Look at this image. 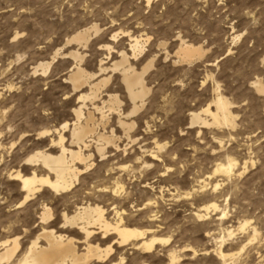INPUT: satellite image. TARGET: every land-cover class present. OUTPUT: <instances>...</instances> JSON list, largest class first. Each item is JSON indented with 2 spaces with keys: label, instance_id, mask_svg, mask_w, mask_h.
Instances as JSON below:
<instances>
[{
  "label": "rangeland",
  "instance_id": "374dc122",
  "mask_svg": "<svg viewBox=\"0 0 264 264\" xmlns=\"http://www.w3.org/2000/svg\"><path fill=\"white\" fill-rule=\"evenodd\" d=\"M93 25L99 31L91 33L85 46L67 44ZM130 38L148 39L134 59ZM180 40L201 47L202 59L191 66L180 63ZM105 45L112 48L110 53ZM75 51L84 57L81 67L97 75L93 82L111 76L94 105L101 107L109 95H117L122 120L134 123L130 140L117 123L118 114L104 109L105 133L113 130L125 153L108 148L105 163L95 156L93 171L70 194L43 190L19 205L23 196L18 184L8 181V172L23 170L33 151L49 149V141L57 138L54 130L74 120L78 95L87 92L86 87L73 91L67 80L75 63L69 54ZM121 52L138 72L153 60L145 75L150 92L130 118H125L132 104L121 74H98L100 62L109 68ZM46 62L52 63L48 72L34 74ZM256 80L264 84V0H154L149 6L145 0H0V244L19 238L15 261L41 227L37 218L42 204L52 210L50 229L60 232L61 213L72 211V203L84 197L95 177L110 165H130L131 160L139 170L117 175L129 194L122 207L129 212L142 209L163 187L164 201L158 199L154 210L162 227L159 235L170 242L151 255L114 245L103 264H171L172 250L180 257L174 264H264V93L255 91ZM217 95L231 104L234 128L190 126V113H198ZM86 107L100 118L90 102ZM45 130L49 135L40 138ZM63 135L69 138L68 132ZM156 143L164 148L155 162L144 152H158ZM229 158L237 162L233 175H213L215 166L227 164ZM143 162L151 167L143 169ZM200 182L209 186L200 190ZM146 183L154 191L145 188ZM217 183V191H210ZM209 203L218 209L199 221L195 213ZM141 211L132 213V227L145 228ZM244 221L250 225L241 231ZM101 242L104 248L111 240Z\"/></svg>",
  "mask_w": 264,
  "mask_h": 264
},
{
  "label": "bare ground",
  "instance_id": "6f19581e",
  "mask_svg": "<svg viewBox=\"0 0 264 264\" xmlns=\"http://www.w3.org/2000/svg\"><path fill=\"white\" fill-rule=\"evenodd\" d=\"M152 1L154 0H145V3L149 6ZM98 31L99 29L94 25L93 27L85 28L78 31L67 41V44L77 43L85 46L91 33L97 34ZM116 37L114 35L112 39L115 40ZM147 40L142 41L139 38H130L132 59L143 53L142 44L146 43ZM179 42L178 55L180 57L177 59L180 63L191 66L202 59L204 52L201 47L187 44L185 40H180ZM105 48L109 53L112 50L109 45H105ZM58 55L57 51L52 61H55ZM69 56L75 63L69 70L67 80L71 83L73 91L81 92L86 87L87 92H81L78 95L77 106L72 109L74 120L71 123L65 121L59 128L54 130L57 138L49 141V149L33 151L25 160L23 159L24 171L20 170V168L8 172V181L17 183L23 196L19 205H25L30 202L36 194L43 192V190L57 196L70 194L80 185L83 177L93 171L95 156L101 160L100 162H104L107 160L108 148H112L116 153L122 151L125 153V150H121L119 147L118 141L120 138L115 136L114 131L111 130L110 134L105 133L108 116L105 115L104 109H107L109 113L118 114L117 123L127 139L130 140V131L134 128V123H127L122 120L121 101L117 95H109L108 100L106 102L103 101L101 107L94 105L95 101L99 100L101 90L108 85L111 76L102 77L98 81L93 82L97 75L88 73L81 67L84 57L77 51L70 53ZM130 60V57L125 52H121L119 60L115 61L111 67H103V63L100 62L98 70L100 75L107 74L108 71L121 74V81L126 90L127 98L132 104V109L125 115V118L133 117L144 106V99L150 92L145 83V75L153 66V60H151L138 72L132 66ZM51 64L50 62L40 63L34 69V74L39 70L43 75L46 74ZM252 85L257 93H264V84L260 80H256ZM87 101L93 106V111L98 113L99 119H96L94 114L87 110ZM230 106L231 104L226 98L217 95L210 104L206 105L198 113H190V126L199 125L200 128L201 126L205 128L206 126H223L233 129L235 118L230 111ZM203 116L205 117L203 118ZM99 129L103 130V132L100 133ZM65 132L69 133L68 139L63 135ZM49 133L48 130H45L40 132L38 136L45 138ZM163 148L164 146L156 143L158 152L146 151L144 153L149 154L148 157L156 162L159 159L158 153ZM140 160V157L134 158V162H139ZM127 162L128 165H118V163L110 165L102 172L103 174L99 173L95 177V183L92 182V185H89L90 187L84 189L82 193L84 197L72 203V211L65 210L61 213L60 232L50 229L51 224L54 222L52 210L47 205L39 202L42 205L40 206L41 213L39 212L40 214L37 218L41 224L38 233L36 232L37 234L27 249L15 261L14 258L20 247L19 238L14 237L11 240L6 239L1 242L0 264H103L113 255L114 245H117V248L129 247L144 255H151L159 247L168 246L170 238L159 235L162 227L157 222V218H159L158 212L154 210L159 206L158 199L164 201L163 187L159 188V197L154 195L153 199H147L142 209L135 208L136 211L129 212L122 207V203L129 199V194L126 192L120 176L117 175L122 172L129 174L139 170V168L133 167V163L131 165V160L130 165L129 161ZM150 167L151 165L146 163L143 165V169ZM236 167L237 162L229 158L227 164L219 163L215 166L213 175L223 174L226 177H231ZM98 182L103 183L100 184ZM201 184H204V182H200ZM144 185L145 188L154 191L152 185L147 183ZM208 186V184H204L200 187V190H204ZM218 188L219 184L217 183L213 185L210 191L216 192ZM145 209L147 211L143 213L141 210ZM217 209L216 204L209 203L200 207L195 213V217L202 221L208 216L209 211H216ZM140 211L143 213L140 220L146 224L144 229L132 227L130 223L133 218L132 213ZM201 212L206 214H201ZM224 216L223 214L222 217ZM249 225V221H244L240 224L239 229L244 231ZM66 232H72L79 235L80 238L71 237V234L67 235ZM253 232V238H255V231L253 230ZM227 235L229 239L233 238V231H228ZM108 239L111 240V243H107L108 245L104 248L97 243L99 240L104 242ZM79 245L82 246L81 250H79ZM172 251L167 254L169 255V262L174 264L180 260V257Z\"/></svg>",
  "mask_w": 264,
  "mask_h": 264
}]
</instances>
